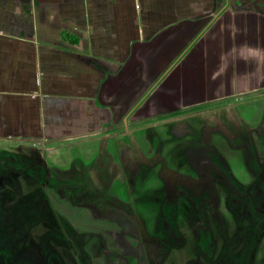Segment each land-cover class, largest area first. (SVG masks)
<instances>
[{
	"label": "crops",
	"instance_id": "obj_1",
	"mask_svg": "<svg viewBox=\"0 0 264 264\" xmlns=\"http://www.w3.org/2000/svg\"><path fill=\"white\" fill-rule=\"evenodd\" d=\"M260 96L264 0H0L1 151Z\"/></svg>",
	"mask_w": 264,
	"mask_h": 264
},
{
	"label": "flooded vegetation",
	"instance_id": "obj_2",
	"mask_svg": "<svg viewBox=\"0 0 264 264\" xmlns=\"http://www.w3.org/2000/svg\"><path fill=\"white\" fill-rule=\"evenodd\" d=\"M246 100L256 101L257 109L252 105L246 108ZM246 114L254 116L248 118ZM261 114L258 123L257 117ZM155 119L149 126L132 132L142 133L149 127H158L142 139L128 135L129 128L147 122L130 121L114 128L109 136L98 140L96 151L88 158L79 155L78 147L72 146H63L65 153L51 148L46 154L36 145L0 150V172L6 173L0 177L4 179L0 181V190H7L0 199L1 208L6 212L15 203L30 201L26 196L21 197L27 190H34L33 181L42 179L41 190L48 193L58 190V197L63 199L56 232L63 239L61 242H68L72 249L71 242L85 238L93 255H97V249L92 242H111L114 247L108 250L110 257L117 248L124 251L129 245L127 242L134 243L138 254L135 264H256L257 260L263 263L264 206H258L262 201L264 204V96L200 104ZM178 119L185 120L177 122L181 127L176 129L171 123ZM174 132L185 137H173ZM129 136L131 140L122 139ZM153 144L154 153L159 155L157 159L164 164L158 162V172L147 181L154 179L147 185L157 188L153 190L154 195L149 192L143 195L145 200L157 201L152 204L156 215L150 217L148 204L136 193L141 186L139 190L137 184L132 187L131 178L138 177L137 162H143L137 155H149ZM55 151L60 153L53 157ZM85 165L94 172L93 177L84 175ZM165 169L171 175L164 173ZM9 178L12 179L10 184L5 181ZM163 178L170 180L169 184ZM230 190H234L235 198L231 199ZM13 193L17 194V200L10 205L5 203V198L10 199ZM116 194L122 202L113 197ZM98 195L109 197V201L88 204L89 199L98 200ZM82 197L86 198L83 203L76 204V199ZM39 201H31V204ZM22 215L17 220L19 228L24 220ZM45 215L48 222L43 225L52 227L55 220L49 222L53 218ZM5 216L11 218L7 213ZM44 218L38 221L43 222ZM34 220L21 229L25 232L13 244L12 252L8 249L11 244L3 242V237L13 227L0 224V254L12 253L0 256V264H56V259L68 257L65 251L57 249L56 240L51 242L49 238L47 242L52 249L46 247V251H41L43 235L38 234L34 239L27 229L39 225ZM151 231L154 234H150ZM150 240L163 243L162 250L150 249ZM229 243H233L232 248ZM28 250L32 253L22 255ZM236 255H249V258L232 260ZM120 259L122 264L126 263L123 257Z\"/></svg>",
	"mask_w": 264,
	"mask_h": 264
},
{
	"label": "rangeland",
	"instance_id": "obj_3",
	"mask_svg": "<svg viewBox=\"0 0 264 264\" xmlns=\"http://www.w3.org/2000/svg\"><path fill=\"white\" fill-rule=\"evenodd\" d=\"M221 101H226V100H221ZM208 105H213V104L209 103ZM243 105H241V106L243 107ZM251 105L255 109H257V107H258V103L256 101L246 100V108L251 106ZM242 107H240V109ZM209 112L210 113H214L215 111H209ZM253 116H254V114H251V115L250 114H246L245 117H248V118L252 117L253 118ZM261 117H262V114L260 116L258 115V117H257L259 119L258 123L260 122ZM184 120L185 119H183V120H179V119L178 120H174L173 121L174 123H171V124L174 125L175 128L177 129L178 127H181V126L177 125V122L184 121ZM131 122H132V120H131ZM140 122H143V121H140ZM149 124L150 123L147 122V124H143V125H139V126H132V127L129 128V129H131V131L128 132L130 134H128V133H126V134L132 135L136 139H142V138H144V135L147 132L152 133L154 128H158V127H153V128L149 127L147 129H144V131L142 133H138L137 132V133L134 134L132 132H135V129L149 126ZM258 127L259 128L262 127V124H260ZM150 128H152V129H150ZM254 129H255V127H254ZM185 131H188V130H185ZM165 132L168 133L167 130ZM132 136L125 137V138H122V139L123 140H131ZM174 136L177 137V138H184L185 134L179 135L178 133L174 132L173 133V137ZM169 138H170V135H168V139ZM151 139H156V138L152 137ZM116 140H119V138L116 139ZM123 142H125V141H123ZM155 148H156L155 144H153L152 147H151V151L152 152L149 155H143V154H138L137 155L140 158H142L143 162L142 163H140V162L138 163L137 162V164L139 165V167H138V170H139L138 177L134 178V176H132V178H131L132 187H134V185L137 184L138 185L137 189H138L139 185L141 186V189L140 190L138 189L139 193L138 192H136V193L138 194L139 198L145 202V204H148L147 207L151 210L149 212V214H148V216H150V217L156 215V213L153 212L154 209H153V205L152 204H157V201H155L154 199L149 200V201L147 199L145 200V199H143L144 198L143 195L147 196V192H149V195H154L153 194V190H157V188H155V187L148 188V186H147L148 183L151 182V181H154V179H150V181L148 183H147V181L149 180L151 175H153L154 173L158 172V169L156 168V165L159 164V163H161V165L164 164L163 160L159 161L157 159L159 157V155H158V153L157 154L154 153V149ZM40 154L41 153H39V155ZM54 155L56 156L55 153H54ZM55 156H53V157H55ZM167 156H169V153L167 154ZM133 158L136 159L137 157L133 156ZM155 160H157V161L155 162ZM148 162H150V163H148ZM84 173H85L84 175L93 177V173L94 172H92V170H91V168L89 166L85 165ZM164 173H166L167 175H171V173L167 169L164 170ZM5 174H6L5 172L4 173L0 172V177L5 176ZM3 180L4 179H0V181H3ZM11 180L12 179H10V178L9 179H5V181H7L8 184L11 183ZM163 181L165 183L169 184L170 180L169 181H167V180L165 181L164 178H163ZM33 182L36 183V186H35L34 190H27L26 193L21 197V198H23L24 196H26L27 199H29L30 201L26 200L23 204L18 203L17 205L15 203L13 205V207L11 206L10 209H8V211H6V212H4V209L1 208V206H0V224H1V226L13 227V229H11L10 232L7 233V236L3 237L4 238L3 242H5L7 244H11V246L8 248L9 250H11V252H12L13 244L17 242V239H20L21 233L23 232L22 234H24V232H25V231H23L21 229H24L26 225L31 224V222H32L31 220L35 219L36 221L35 220L34 221L36 223L39 222L38 223L39 225H36L35 227H33L31 225V226H28L27 229H28L29 235L30 234L34 235L33 236L34 239L38 238V237H35V236H38V234L40 236L43 235L42 236L43 237V242L42 241H41V243L38 242V243L42 244V247H40L41 251L42 252L46 251L47 250L46 247L50 248V250L52 249V246H50L48 244V242H47V238H49V240L51 242L56 240L57 246L59 247L57 249L59 251H60V249H61V251H65V253L68 255L67 258L63 257V258L56 259V261L54 262L56 264H122V260L120 259V257H123V260L126 261V263H124V264H135V258H136V255L138 256V254L134 251V245L135 244L131 243V242H127L129 245L126 246V249L124 251H120L119 248H117V251L112 254V257H110V255L108 254L109 248L113 246L111 242H107V243H103V242H100V241L92 242V243H94L93 246H96L97 255L96 254L93 255V250H92L91 247L88 246V241H85V238H79L80 241L71 242V244L73 246V249L69 247V243L68 242H66V241H64V243L61 242L63 239L59 236V232L57 233L56 231H57L58 224H60V219H59L60 215H59L58 212H59V209L62 208L63 199H62V197H58V190H50V193H48L46 190H41L43 188L42 187L43 186L42 179H37L36 181H33ZM99 190H101V189L99 188ZM8 191H10V190H8ZM6 192H7V190H0V199L6 194ZM230 192H231L230 197L232 199L233 196H234V190H230ZM242 194H243L244 200H247L246 199L247 196L244 195L245 193L242 192ZM16 196H17V194L13 193L12 197L10 199L8 197L5 198V203L8 202V204L10 205L16 199ZM113 197H116L117 199H119L122 202V198H119L117 196V194L114 195ZM235 197L236 196H234V198ZM97 198H98V200L89 199V203L88 204H93L94 202H98L100 200L109 201V197H105L103 195H98ZM37 199H40V201H39L40 204H37L39 202L35 203L34 205L31 204V201L35 202ZM85 199L86 198H83V197L79 198V199H76L77 200L76 204H82ZM60 202H62V205H60ZM100 202L104 203V201H100ZM41 203H42V205H41ZM263 206H264V204H263V201H262V203L259 204L258 207L262 208ZM5 213L11 215V218L10 217H6ZM45 214H48V215H50L53 218L49 222H53V220H55V223H54V225L52 227H45V225H43V223L48 222L47 217H45L47 215H45ZM160 214H162L161 210H160ZM20 215H22L24 220L20 222L21 224L19 223L20 224V228H19L17 226V220H19V218H20L19 216ZM43 218L45 220L43 222H40ZM91 218H93V217H91ZM255 218H256V216H255ZM38 220H40V221H38ZM56 223H57V226H56ZM158 224H157V226L160 229L161 228V224L160 223H158ZM260 225H262V223H260ZM150 234H154V233L151 231ZM48 236H50V237H48ZM147 236L155 237V236H152V235H147ZM257 243H259V242H257ZM163 245H164L163 243L155 241V240H150L149 243H148V247L150 249H154L155 252L161 251L162 248H163ZM228 245L232 248L233 243H229ZM260 247H261V245H260ZM11 252L8 255H1L0 254V256H10V255H12ZM31 253H32V250H28L27 252H24L22 255L26 256V255L31 254ZM76 254H78V255L76 256ZM243 256L236 255L232 260L246 261L249 258V255L245 256V257H243ZM138 260H139V258H138ZM255 263L256 264H261L262 262H261V260H257V261H255ZM262 264H264V262Z\"/></svg>",
	"mask_w": 264,
	"mask_h": 264
}]
</instances>
